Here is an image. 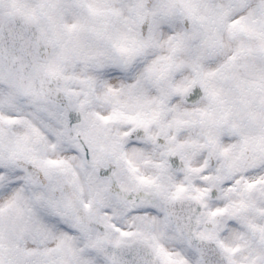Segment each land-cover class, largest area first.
I'll return each mask as SVG.
<instances>
[{
  "label": "snow or ice",
  "instance_id": "obj_1",
  "mask_svg": "<svg viewBox=\"0 0 264 264\" xmlns=\"http://www.w3.org/2000/svg\"><path fill=\"white\" fill-rule=\"evenodd\" d=\"M0 264H264V0H0Z\"/></svg>",
  "mask_w": 264,
  "mask_h": 264
}]
</instances>
